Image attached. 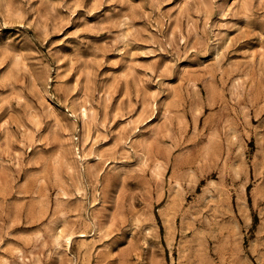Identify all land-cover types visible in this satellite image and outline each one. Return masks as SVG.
<instances>
[{"label": "rangeland", "instance_id": "rangeland-1", "mask_svg": "<svg viewBox=\"0 0 264 264\" xmlns=\"http://www.w3.org/2000/svg\"><path fill=\"white\" fill-rule=\"evenodd\" d=\"M0 264H264V0H0Z\"/></svg>", "mask_w": 264, "mask_h": 264}, {"label": "bare ground", "instance_id": "bare-ground-1", "mask_svg": "<svg viewBox=\"0 0 264 264\" xmlns=\"http://www.w3.org/2000/svg\"><path fill=\"white\" fill-rule=\"evenodd\" d=\"M82 107V106H81ZM80 109H82V108H80ZM86 111H87V109H83V114H85L86 115ZM86 118V117H85Z\"/></svg>", "mask_w": 264, "mask_h": 264}]
</instances>
